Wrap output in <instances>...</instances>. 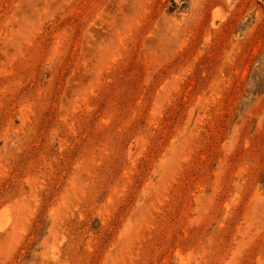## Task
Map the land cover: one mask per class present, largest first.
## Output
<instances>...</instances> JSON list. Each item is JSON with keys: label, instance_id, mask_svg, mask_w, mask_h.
I'll return each mask as SVG.
<instances>
[{"label": "rangeland", "instance_id": "374dc122", "mask_svg": "<svg viewBox=\"0 0 264 264\" xmlns=\"http://www.w3.org/2000/svg\"><path fill=\"white\" fill-rule=\"evenodd\" d=\"M0 214V264H264V0H0Z\"/></svg>", "mask_w": 264, "mask_h": 264}, {"label": "bare ground", "instance_id": "6f19581e", "mask_svg": "<svg viewBox=\"0 0 264 264\" xmlns=\"http://www.w3.org/2000/svg\"><path fill=\"white\" fill-rule=\"evenodd\" d=\"M2 213V212H1ZM6 216V215H5ZM0 217H1V214H0ZM3 217V216H2ZM2 221V220H1ZM6 225V223H3V225L2 226H0V228H4V226Z\"/></svg>", "mask_w": 264, "mask_h": 264}]
</instances>
